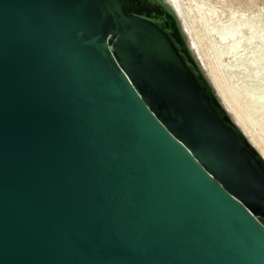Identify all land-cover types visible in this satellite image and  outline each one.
I'll use <instances>...</instances> for the list:
<instances>
[{"label":"water","instance_id":"1","mask_svg":"<svg viewBox=\"0 0 264 264\" xmlns=\"http://www.w3.org/2000/svg\"><path fill=\"white\" fill-rule=\"evenodd\" d=\"M0 264H264V158L166 8L0 0Z\"/></svg>","mask_w":264,"mask_h":264},{"label":"rangeland","instance_id":"2","mask_svg":"<svg viewBox=\"0 0 264 264\" xmlns=\"http://www.w3.org/2000/svg\"><path fill=\"white\" fill-rule=\"evenodd\" d=\"M175 1L174 14L204 74L211 82L207 72L213 71L264 140V0Z\"/></svg>","mask_w":264,"mask_h":264},{"label":"bare ground","instance_id":"3","mask_svg":"<svg viewBox=\"0 0 264 264\" xmlns=\"http://www.w3.org/2000/svg\"><path fill=\"white\" fill-rule=\"evenodd\" d=\"M156 1L158 5H161L162 7L166 8L175 17L177 23H179V27H181L178 17L174 14L175 10L172 5V3L176 1L175 0H156ZM185 27L187 26L185 25ZM236 30H238V28L234 29L233 31L235 32ZM207 74L211 80V83L219 99L222 101V103L226 107L228 113L232 116L235 123L242 130V132L246 135L250 143L258 150V152L264 158V140L262 139V137H260L254 131H252L249 125L248 118L245 116V114L242 111L238 110L237 107L232 103V101L226 96V94L224 93L225 91L223 90L222 86L219 84L218 79L216 75L213 73V71L210 70L209 72H207Z\"/></svg>","mask_w":264,"mask_h":264},{"label":"flooded vegetation","instance_id":"4","mask_svg":"<svg viewBox=\"0 0 264 264\" xmlns=\"http://www.w3.org/2000/svg\"><path fill=\"white\" fill-rule=\"evenodd\" d=\"M157 1L156 0H146V3L149 4V5H153V4H157L156 3ZM171 11V10H170ZM172 12V11H171ZM173 13V12H172ZM179 25V23H178ZM181 28V27H180Z\"/></svg>","mask_w":264,"mask_h":264}]
</instances>
